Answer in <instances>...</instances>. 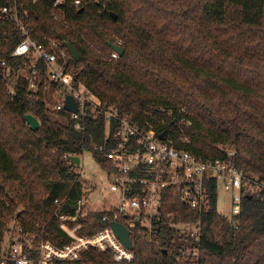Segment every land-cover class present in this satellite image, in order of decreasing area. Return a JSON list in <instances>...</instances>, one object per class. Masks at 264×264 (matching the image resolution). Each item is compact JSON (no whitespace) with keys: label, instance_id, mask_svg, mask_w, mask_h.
<instances>
[{"label":"trees","instance_id":"16d2710c","mask_svg":"<svg viewBox=\"0 0 264 264\" xmlns=\"http://www.w3.org/2000/svg\"><path fill=\"white\" fill-rule=\"evenodd\" d=\"M14 4L30 13L29 28L37 42L56 38L82 52L81 58L71 59L78 83L102 101L138 119L154 106L186 107L192 120L184 130L186 149L202 159L234 150L238 169L264 181V0H66L61 10L49 0H0V6ZM56 13L63 16L57 19ZM4 30L0 194L7 203H0V229L16 215L26 231L43 233L63 246L72 239L66 223L88 235L108 224L101 211L64 224L52 218L56 200L66 199L63 211L75 214L74 202L85 190L77 165L66 155H81L84 145L108 167L104 155L90 147L91 138L104 143L106 121L89 120V136H83L71 121L53 119L43 100L28 93L25 81H18L10 95L2 61L9 60L21 39L13 23ZM119 40L124 51L111 59L109 42ZM28 113L39 119L38 130L27 125ZM218 197L210 193V205L202 213L200 264H264V193L244 194L237 218L220 211ZM177 205L185 215L199 216ZM159 230L160 245L145 235L133 238L130 262L91 249L77 264H177L176 244L183 237L168 225Z\"/></svg>","mask_w":264,"mask_h":264},{"label":"built area","instance_id":"2783aa9c","mask_svg":"<svg viewBox=\"0 0 264 264\" xmlns=\"http://www.w3.org/2000/svg\"><path fill=\"white\" fill-rule=\"evenodd\" d=\"M49 1L61 10L66 0ZM75 3L80 4L81 0H75ZM55 16L59 19L63 15L56 13ZM29 19L30 13L18 4L0 6V33H5V30L1 31L3 26L13 23L21 39L9 54V60L13 62L2 61L9 93L15 95L17 82L25 81L30 95L40 97L53 116L63 115V122L71 121L83 136H89V120L104 118V143L91 138L90 147L107 159L108 167L100 166L111 189L119 192L120 204L101 211L104 212L103 220L108 222L104 228L89 235L72 234L71 241L63 246L47 240L43 233L26 231L15 215L0 229V264H77L83 252L91 249L111 251L116 261L130 262L135 254L133 238L145 235L160 245L157 235L161 233V225H168L183 237L176 244L177 264H200L202 213L210 205V193L217 192L219 196L220 188L230 192L232 210L229 216L237 218L243 195L264 193V181L238 169L234 150H228L225 157L202 159L186 149L184 144L188 137L184 130L192 125L186 107L154 106L145 118L138 119L122 113L116 105L102 101L78 83L71 63L73 57L65 41L49 37L45 43L37 42L31 36ZM116 44L122 46V41ZM110 55L111 59H117L120 53L113 50ZM18 58L21 62H15ZM68 95L75 101V112L65 108ZM174 128L181 132L176 133ZM177 135L180 142L175 140ZM85 150L87 147L83 145V152ZM82 154L77 165L81 171L84 169ZM66 157L72 160V155ZM77 178L81 180L80 176ZM90 189L91 186H85L83 196ZM83 196L74 202L73 209L77 208L73 215L63 211L66 199L56 200L52 218L64 224L85 215L88 208ZM2 202L7 203V200L0 194ZM178 203L197 211L199 216L185 215ZM113 221L123 223L129 229L131 249L114 233Z\"/></svg>","mask_w":264,"mask_h":264},{"label":"rangeland","instance_id":"374dc122","mask_svg":"<svg viewBox=\"0 0 264 264\" xmlns=\"http://www.w3.org/2000/svg\"><path fill=\"white\" fill-rule=\"evenodd\" d=\"M53 119L63 122V115H54ZM84 165L83 171L77 166L76 173L80 176L84 186H91L90 192L83 196V202L88 211H104L116 208L120 204V194L111 189L110 181L100 164L95 160L90 151L85 150L81 156ZM219 209L226 215L231 214L232 196L231 193L220 188L219 190ZM69 234H75L76 230L69 227L66 223L63 225Z\"/></svg>","mask_w":264,"mask_h":264},{"label":"water","instance_id":"95a60500","mask_svg":"<svg viewBox=\"0 0 264 264\" xmlns=\"http://www.w3.org/2000/svg\"><path fill=\"white\" fill-rule=\"evenodd\" d=\"M113 16L116 17L115 14H113ZM65 45L67 46V48H68V50H69V52L73 58H81L82 57V52L75 45H73L71 42L65 41ZM109 45L113 50L117 51L120 54H122L124 51L123 46H120L114 42H109ZM65 108L69 111H74V112L77 110V106H76L75 101L71 95L67 96ZM25 120H26V123L30 127L31 130H34V131L38 130L41 126L39 119L32 113L26 114ZM161 137L164 138V135H161ZM72 161L76 165H79L80 157L77 155H74V156H72ZM76 208H77V206L74 207V209H76ZM111 227L114 230V233L116 234V236L121 240V242L128 249H131L132 248V242L130 239L129 229L123 223H120L117 221L111 222Z\"/></svg>","mask_w":264,"mask_h":264},{"label":"crops","instance_id":"0c3cea01","mask_svg":"<svg viewBox=\"0 0 264 264\" xmlns=\"http://www.w3.org/2000/svg\"><path fill=\"white\" fill-rule=\"evenodd\" d=\"M90 192V191H89Z\"/></svg>","mask_w":264,"mask_h":264}]
</instances>
